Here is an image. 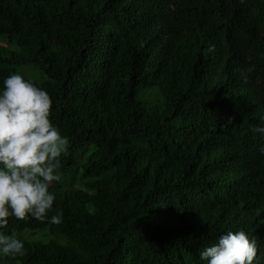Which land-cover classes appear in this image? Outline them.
<instances>
[{
	"label": "trees",
	"instance_id": "trees-1",
	"mask_svg": "<svg viewBox=\"0 0 264 264\" xmlns=\"http://www.w3.org/2000/svg\"><path fill=\"white\" fill-rule=\"evenodd\" d=\"M15 73L70 145L62 223L10 217L0 264H207L239 229L264 264V0H0Z\"/></svg>",
	"mask_w": 264,
	"mask_h": 264
},
{
	"label": "clouds",
	"instance_id": "clouds-1",
	"mask_svg": "<svg viewBox=\"0 0 264 264\" xmlns=\"http://www.w3.org/2000/svg\"><path fill=\"white\" fill-rule=\"evenodd\" d=\"M53 98L32 80L15 73L4 78L0 90V256L27 253L25 242L6 232L10 217L36 218L60 224L63 210L54 211L52 183L62 179L58 169L70 140L51 120ZM253 132L264 137V125ZM264 151V147L261 148ZM53 212L51 216L49 213ZM259 244L244 229L228 230L199 252L207 264H258Z\"/></svg>",
	"mask_w": 264,
	"mask_h": 264
},
{
	"label": "rangeland",
	"instance_id": "rangeland-1",
	"mask_svg": "<svg viewBox=\"0 0 264 264\" xmlns=\"http://www.w3.org/2000/svg\"><path fill=\"white\" fill-rule=\"evenodd\" d=\"M42 234H45L44 232H41L40 234H38L37 236H39L40 237V239H33L34 241H39V242H44V241H46L48 238H44V239H42Z\"/></svg>",
	"mask_w": 264,
	"mask_h": 264
}]
</instances>
